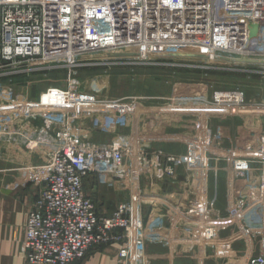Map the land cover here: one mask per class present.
I'll list each match as a JSON object with an SVG mask.
<instances>
[{
	"label": "built area",
	"instance_id": "built-area-1",
	"mask_svg": "<svg viewBox=\"0 0 264 264\" xmlns=\"http://www.w3.org/2000/svg\"><path fill=\"white\" fill-rule=\"evenodd\" d=\"M253 28L256 35L250 38ZM174 54L200 57L204 66L225 56L264 60V0H0V69L39 60L69 63L74 69L135 66ZM74 96L69 89L57 118L40 117L25 103L0 106V162L27 172L40 186L23 241L27 264H74L90 250L112 243L122 247V264H152L146 249L155 232L144 220L143 184L154 178L166 185L176 181L182 159L143 145V115L264 119V102L251 105L240 92H215L203 108L184 105L173 92L162 104L132 103L128 133L102 143L90 140L88 130L73 118ZM248 154L259 167V218L264 212V135L258 149ZM250 160L237 158L231 164L235 171L247 172ZM90 174H107L119 182L128 201L109 216L98 214L83 190ZM200 209L205 223L210 211L206 203ZM185 225L199 228L201 223L189 220ZM210 235L215 236L206 232L204 237ZM229 243L218 258L193 264H264V249L240 257Z\"/></svg>",
	"mask_w": 264,
	"mask_h": 264
},
{
	"label": "crops",
	"instance_id": "crops-1",
	"mask_svg": "<svg viewBox=\"0 0 264 264\" xmlns=\"http://www.w3.org/2000/svg\"><path fill=\"white\" fill-rule=\"evenodd\" d=\"M129 82L122 80L116 86L95 84L89 90L83 87L74 91L73 118L88 130L90 140L112 142L128 131L124 103L135 99L130 96L132 89L128 91ZM150 98L151 103H164L155 102L154 96ZM160 100L166 98L159 97ZM118 108L122 110L121 115ZM158 122L159 119L152 128L156 138L148 150L180 157L182 163L176 166V181L166 185L160 178H154L143 184L146 196L142 212L146 225L155 232L147 246L151 263L193 264L202 258L216 259L228 242L240 257L258 254L259 250L252 251V246L249 247L248 239L250 232L264 231V212L259 218L255 215L261 212L256 206L259 167L257 161L250 160L246 146L251 138L264 135V119L213 120L209 132L214 135V143L207 151L168 142L167 134H161L158 126L162 120ZM216 140L223 145L216 144ZM174 147L183 148L177 152ZM237 158L250 160L247 172L233 169L231 161ZM0 163L6 167L0 165V264H25L22 243L30 204L36 199L37 190L24 179L19 180V174L10 173L8 170L15 171L12 165ZM83 190L96 204L97 213L104 216L128 201L125 188L107 174H90L84 179ZM204 203L210 211L205 223L200 214ZM189 220L198 221L200 227H188L185 224ZM211 223L213 228L209 227ZM206 232H214V238L204 237ZM121 249L115 243L102 246L75 264H122L119 262Z\"/></svg>",
	"mask_w": 264,
	"mask_h": 264
},
{
	"label": "rangeland",
	"instance_id": "rangeland-1",
	"mask_svg": "<svg viewBox=\"0 0 264 264\" xmlns=\"http://www.w3.org/2000/svg\"><path fill=\"white\" fill-rule=\"evenodd\" d=\"M250 33V38L255 37L254 28ZM258 36H260V33H258ZM256 47L260 48L263 46L256 45ZM167 62L170 65L166 64ZM203 63L204 60L200 57L181 58L175 54L157 57L155 62L135 66L88 64L75 69L70 68L69 63L61 61H29L0 69V106L10 107L17 103H25L40 117L57 118L69 89L77 92L83 87L89 90L95 84L116 86V84L122 83V80L130 81L127 86L128 91L132 89L130 96L132 95V98H135L131 99L132 102L124 103L125 109L123 112L126 110L127 121L128 110L132 103L158 105L151 103L150 97L154 96L155 102H167L173 92H178L184 105H194L200 108H203L207 102L211 103L210 97L215 92H240L243 94L245 101L251 105H258L264 102V60L225 56L217 64L209 63L204 66L202 65ZM171 64H180V66L175 67L171 66ZM105 69H107L106 73H104ZM166 73L168 74L164 75ZM85 77H87L86 80H84ZM130 84H133V87ZM159 97L162 100L166 98V100L159 101ZM118 113L122 114L120 108H118ZM245 118L247 116L205 118V116L190 113H175L172 115L148 114L141 117L139 129L142 143L147 149L150 148V144L156 138V136H153L152 128L156 120L159 119L158 124L162 120V123L158 125L161 129L160 133L167 134L168 142L183 147L190 145L195 150L204 148L207 151L213 148L212 145L214 143L212 138L214 135L209 132L213 120L230 121ZM252 118L261 119L257 115ZM170 124L171 126H169ZM166 128L167 131L165 130ZM126 132L128 133V131ZM261 139L262 137L251 138L246 146L247 150L258 149ZM221 142L216 140V144H220V146L223 145ZM178 148L182 151V148ZM174 149L180 152L176 147ZM0 165L4 166L1 163ZM2 169L4 168L2 167ZM8 171L15 175L19 174V180L24 179L27 185L35 188L38 193L40 186L34 183L30 174L23 171ZM36 179L40 181V184L42 183L41 177H36ZM248 245L250 248L252 246V251L264 249V232H250ZM22 248L24 250L23 243ZM250 248L247 252H250ZM95 249L97 248L89 252ZM146 252L148 254V247ZM25 264L27 263L25 262Z\"/></svg>",
	"mask_w": 264,
	"mask_h": 264
}]
</instances>
